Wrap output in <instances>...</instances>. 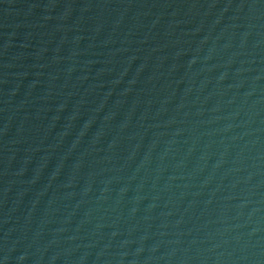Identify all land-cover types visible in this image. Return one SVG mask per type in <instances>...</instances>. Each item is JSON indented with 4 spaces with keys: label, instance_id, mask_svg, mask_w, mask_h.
<instances>
[{
    "label": "water",
    "instance_id": "1",
    "mask_svg": "<svg viewBox=\"0 0 264 264\" xmlns=\"http://www.w3.org/2000/svg\"><path fill=\"white\" fill-rule=\"evenodd\" d=\"M0 264H264V0H0Z\"/></svg>",
    "mask_w": 264,
    "mask_h": 264
}]
</instances>
